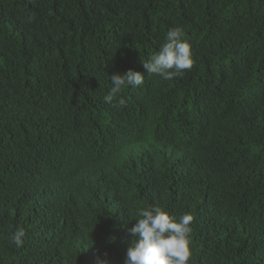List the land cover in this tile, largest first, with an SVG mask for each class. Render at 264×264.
<instances>
[{"label":"trees","instance_id":"16d2710c","mask_svg":"<svg viewBox=\"0 0 264 264\" xmlns=\"http://www.w3.org/2000/svg\"><path fill=\"white\" fill-rule=\"evenodd\" d=\"M176 27L191 70L147 73ZM150 207L188 264H264V0H0V264H124Z\"/></svg>","mask_w":264,"mask_h":264},{"label":"clouds","instance_id":"9594fccd","mask_svg":"<svg viewBox=\"0 0 264 264\" xmlns=\"http://www.w3.org/2000/svg\"><path fill=\"white\" fill-rule=\"evenodd\" d=\"M182 36L179 27L167 32V42L148 62H143L147 73L170 80L191 70L194 63L191 45ZM110 77L112 87L104 96V102L109 104L123 87H138L144 83V74L133 70ZM118 104L125 106V100L119 99ZM136 216L139 217L136 223L128 229L132 242L127 247L124 264H188L192 255L193 215L184 214L177 219L158 207H150L138 209ZM25 235L24 229L18 228L10 240L16 247H22Z\"/></svg>","mask_w":264,"mask_h":264}]
</instances>
